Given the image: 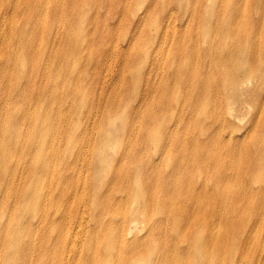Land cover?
<instances>
[{
    "label": "rangeland",
    "instance_id": "1",
    "mask_svg": "<svg viewBox=\"0 0 264 264\" xmlns=\"http://www.w3.org/2000/svg\"><path fill=\"white\" fill-rule=\"evenodd\" d=\"M72 2L58 0L63 14L51 24L67 20L77 32L75 73L65 57L70 46L56 32L51 51L64 50L56 62L63 73L48 78L51 63L38 61L36 72L22 76V87L48 80L58 86L54 92L48 81V90L28 91L47 94L49 106L58 107L54 164L42 165L40 174L46 176V214L59 209L66 226L46 253L38 243L49 238H28L24 231L23 238L9 239L21 233L19 226L43 225L41 214L24 218L19 207L32 195L19 193L31 180L43 139L31 138L28 128L37 125L40 134L46 125L20 114V138L0 132V256L6 244L10 252L19 249L10 246L14 241L34 252L23 260L17 250L14 264H61V258L63 264L67 256L75 264L85 255L92 256L87 264L93 257L98 264H264V0ZM136 12L146 20L141 26ZM23 16L38 21L37 28L43 23ZM28 107L30 115L38 109L35 100ZM5 122L1 111L0 128ZM12 140L24 145L7 156ZM57 172H66L68 181L51 182ZM116 184L121 189L108 195ZM136 191L128 224L133 232L124 246L121 214L103 205L118 207ZM86 203L93 211L81 216L73 206ZM146 217L153 219L144 223ZM61 235L71 240L62 243ZM0 264H8L6 256Z\"/></svg>",
    "mask_w": 264,
    "mask_h": 264
},
{
    "label": "bare ground",
    "instance_id": "2",
    "mask_svg": "<svg viewBox=\"0 0 264 264\" xmlns=\"http://www.w3.org/2000/svg\"><path fill=\"white\" fill-rule=\"evenodd\" d=\"M69 1L70 4L73 5L72 0ZM57 2L58 0H0V101H4V106L0 105V113L1 111L6 112V122L0 128V132L4 136V138H20V134L24 133L25 130L21 120L18 117L20 114L36 118L46 125V130H41L40 134L37 125H32L28 128V131L32 133L31 138L43 139H40L39 151L36 156L33 157L31 163V180L27 183L25 189L21 190V192L19 193V195L23 199L28 196V193H31L32 195V197L28 199L32 200L31 202L21 203V206L19 207V209H22L24 218H35V216L33 215L41 214L38 221L43 225L39 229H27L25 225L19 226L18 229L21 231V233L16 234L14 232L12 236L9 237V239L23 238L24 236H22V233L24 231H26L28 238H30V236L36 238L39 235L45 239L49 238L51 241L50 243H38L43 253H46L50 249L52 242L58 239V232L63 231L66 226V217L62 215L61 221V211L59 209H56L50 216L46 214L45 208L47 205L42 194V184L46 180V176L40 174V168L42 165L43 168H47L51 163L54 164V157L56 154L55 143L57 141L56 137L60 134L59 113L57 105H55L53 108L49 106L47 94L45 95L43 94V92H39L37 95H35L33 92L28 91L32 87L35 89L39 87L45 90L47 89V82L50 80L41 84H36L29 81V83L25 82L24 87H22V81H26L22 76H30L31 73L36 72L39 69L38 61H41V63H51L50 71L48 73H44L47 74L48 78H50L53 73H63V69L61 70V66H57L56 62L59 56L62 57L64 50L61 49V47H57L56 49L51 51V44L53 43V41H59L58 38H54L56 32L58 34L60 33L62 35V38L64 36L65 40L70 46L71 54L70 52L66 51L65 57L69 67V73H75L76 66L73 67L71 63H76V55H74L73 51L75 48H77V32L72 28L71 24H67V20L65 24L63 22H60L56 25L51 24V22L57 19L60 14H63L62 7L60 5L56 6ZM55 6L56 8L52 10V8ZM26 14L32 15L36 19L38 17L40 20H43L42 25L37 28L38 21L26 22L25 17L23 16ZM70 14L71 12L66 16V19L69 18ZM136 14L138 16V22L136 25L141 26L143 22L146 21L144 19V15H138L137 12ZM67 73L68 72L66 71V77ZM50 83L52 86L51 90L57 92L56 89H58V86L51 81ZM12 87H15L17 89L16 93L10 92ZM10 99L13 100V102H11ZM32 100H35L38 108L36 109L34 115L29 114V110L31 109V107H28V104ZM50 113L52 114L51 117L49 116ZM75 124L76 122L74 123V126ZM69 138H72V135ZM16 141L17 140H12L8 144L10 148L5 149L7 156H11L13 152L16 154L23 148L24 144H22L21 141H17L18 146L15 147L13 144ZM70 142H72L71 139ZM92 178H94V175L90 174V180H92ZM132 180H134V177ZM50 181L54 182L56 186L62 185L64 181H68L67 174L66 172H57L50 179ZM14 189L17 190L18 188L15 186ZM120 189L121 186H118L117 184L111 185V188L108 189V195H112L114 191H119ZM59 191H62L61 187ZM89 191H91V189L89 188L83 190L82 195ZM138 195V191L129 192L127 199L121 198L120 203H118L117 205L118 207H115L113 202L112 204L103 205L105 209L111 208L112 210L114 209L116 213L119 212L121 214V217L123 219L121 221L120 218L122 225H120L119 227L120 235L118 239H122L121 244H123L124 246L127 243V238H125L126 235L133 232L129 227L130 223H132L130 219V208L136 206V197ZM1 202L2 199L0 197V204ZM57 206L61 207L62 204H57ZM73 207H75L76 210H81V216L86 214L87 211H93V208L91 206H88L87 203L83 204L81 208L79 205H75ZM114 214V212H105L102 213V216L113 218V216H115ZM56 216H60V219L57 220L55 218ZM150 218L153 219V217H146L143 222L146 223ZM135 220L137 223H139V218H136ZM29 221H31V219H29ZM87 226L88 223H84V221L80 222L81 229H85ZM71 229L74 230V235L80 234V232L77 231L78 229L74 227H71ZM7 235L8 232L6 231L4 233V237H7ZM60 240L63 243L64 240L71 239L64 238V235H61ZM83 243L84 240L82 244ZM121 244L120 242H118L119 246H121ZM10 246L17 247L19 249H14L10 252L8 250L7 244L3 246V254L0 257L2 258V260H4L6 256L8 264H14V255L17 250L18 252L22 253L23 260L25 258L32 257L34 254L33 249L31 248L32 246L30 245L27 246L26 250H22L20 248L21 243L17 242L15 244L13 241ZM27 251L29 252L27 253ZM138 251H141V255L146 256L144 257V260H147L150 257L147 250H145V247L142 246L141 248H138ZM91 257L92 256L85 255L83 259L81 258L78 261L75 259L74 263L87 264L83 263V260H89L91 259ZM71 260V256H67L63 264H70ZM92 261L94 264H98L100 262V260H98L96 257H93ZM62 262L63 258L60 259L61 264Z\"/></svg>",
    "mask_w": 264,
    "mask_h": 264
}]
</instances>
